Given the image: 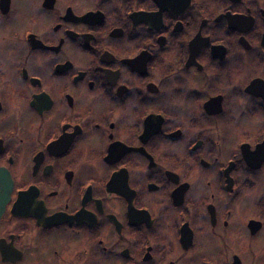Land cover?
Returning <instances> with one entry per match:
<instances>
[{
    "label": "flooded vegetation",
    "instance_id": "af4514ba",
    "mask_svg": "<svg viewBox=\"0 0 264 264\" xmlns=\"http://www.w3.org/2000/svg\"><path fill=\"white\" fill-rule=\"evenodd\" d=\"M0 264H264V0H0Z\"/></svg>",
    "mask_w": 264,
    "mask_h": 264
}]
</instances>
